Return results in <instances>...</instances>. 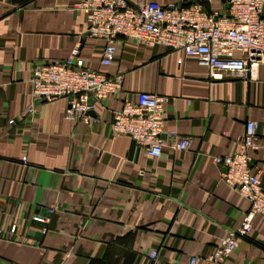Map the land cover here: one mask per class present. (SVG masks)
Masks as SVG:
<instances>
[{"label": "crops", "instance_id": "crops-1", "mask_svg": "<svg viewBox=\"0 0 264 264\" xmlns=\"http://www.w3.org/2000/svg\"><path fill=\"white\" fill-rule=\"evenodd\" d=\"M153 1L229 12L225 0ZM79 2L0 0V260L205 264L250 209L222 182L213 156L236 154L248 121L264 146V63L246 80L226 74L215 82L195 56L123 39L114 64L100 67L105 41L86 36V13L72 11ZM75 50L79 66L124 75L119 94L96 105L93 126L66 118L67 98L33 99V69ZM140 92L169 98L162 139L170 143L176 130L191 140L188 151L166 146L155 159L130 137L113 136V114ZM32 105L35 119L24 118ZM252 169L264 189V148ZM226 264H264V218Z\"/></svg>", "mask_w": 264, "mask_h": 264}, {"label": "built area", "instance_id": "built-area-1", "mask_svg": "<svg viewBox=\"0 0 264 264\" xmlns=\"http://www.w3.org/2000/svg\"><path fill=\"white\" fill-rule=\"evenodd\" d=\"M229 16L208 13L203 3L188 6H164L153 0H80L72 11L86 13L89 37L105 41L100 67L112 66L117 46L129 40L149 47L160 46L195 56L209 70L212 81H222L226 74L248 79L254 68L264 63V0H225ZM75 50L64 62L46 64L33 69V99L52 101L69 99L66 118L77 124L93 126L99 119L93 115L102 104L122 90L124 75L110 76L100 70L78 65ZM136 101L126 99L120 112L112 116L113 136L130 137L150 158H159L167 146L174 151H188L189 138L176 130L168 132L166 144L164 112L167 96L140 92ZM94 100V101H93ZM37 106L32 105L24 118L35 119ZM259 125L248 121L245 132L236 142L239 150L232 156H213L214 164L223 169L222 182L250 203L239 227L230 230L205 264H226L239 246V240L249 238L256 218H264V189L259 174L252 169L254 155L264 146L258 135ZM159 253H150L157 262ZM189 264H198L190 258Z\"/></svg>", "mask_w": 264, "mask_h": 264}, {"label": "water", "instance_id": "water-1", "mask_svg": "<svg viewBox=\"0 0 264 264\" xmlns=\"http://www.w3.org/2000/svg\"><path fill=\"white\" fill-rule=\"evenodd\" d=\"M227 10L229 11V6L227 7ZM226 16L228 17L229 16V12H227L226 13ZM90 34L89 33H87V35L86 36H89ZM42 102H45V101H42ZM36 224H38L39 226H42V227H45V225L44 224H42V223H36ZM0 264H11V263H9V262H7V261H5V260H0Z\"/></svg>", "mask_w": 264, "mask_h": 264}]
</instances>
